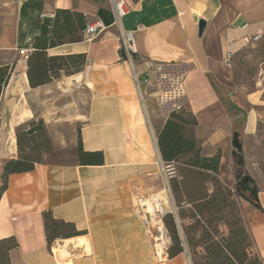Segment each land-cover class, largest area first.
<instances>
[{"label":"crops","instance_id":"crops-1","mask_svg":"<svg viewBox=\"0 0 264 264\" xmlns=\"http://www.w3.org/2000/svg\"><path fill=\"white\" fill-rule=\"evenodd\" d=\"M124 2L128 12L119 16L113 0H0V53L14 56L0 63L16 62L0 102V185L4 163L18 156L20 125L42 118L52 142L44 162L9 175L0 199V239L18 242L12 264H192L187 251L161 253L137 209L143 197L169 194L158 132L170 114H152L137 87L141 75L151 81L159 63L186 68V108L197 117L203 153L221 148L233 154L237 132L244 171L257 181L250 163L258 159L259 117L237 129L211 78L221 83L227 52L264 32V0ZM57 9L84 14L87 23L101 20L106 28L49 48V55L85 53L88 62L81 72L32 88L20 50L29 53L37 36L51 35ZM200 20L207 22L201 36ZM127 32L134 34L136 52L126 48ZM80 140L83 151L103 152L104 162H83ZM261 142L264 148V130ZM258 185L262 209L245 199L242 209L253 249L264 261V187ZM46 213L83 233L49 242Z\"/></svg>","mask_w":264,"mask_h":264},{"label":"trees","instance_id":"trees-1","mask_svg":"<svg viewBox=\"0 0 264 264\" xmlns=\"http://www.w3.org/2000/svg\"><path fill=\"white\" fill-rule=\"evenodd\" d=\"M86 26L87 19L84 14L69 9L56 10L51 35L37 36L33 50L26 57L27 76L32 88L48 84L63 76H71L84 69L88 62L87 54L49 55L48 49L82 41L81 32L86 29ZM15 63V61L0 63V102L3 90L14 72ZM197 125V117L192 112H171L164 127L158 132L159 149L166 163H173L182 156L188 155L189 160L185 163L191 169L188 170L189 172H206L207 176H211L219 171L221 150L212 156L202 154V147L195 132ZM16 139L18 156L4 163L0 199L8 187L10 174L32 171L37 164L44 162L45 153L52 149V142L42 118H34L20 125L16 131ZM233 146L236 162L243 168L245 158L237 132L233 135ZM80 155L83 162H104L103 152L83 151L81 140ZM178 184L177 182L173 190L179 207L180 223L185 230L186 243L192 252L194 264H264L262 257L253 249V238L244 216L238 211L237 201L230 189L223 188L215 182L212 184V189L201 188V194L198 197L191 189L187 192L189 193V200H187L185 194H180L182 190ZM235 190L238 198L245 199L262 209L259 200L260 188L251 174L241 170L237 174ZM188 204L189 208L185 209L184 205ZM187 217L194 219L195 222L185 226L183 219ZM202 219L205 220V224L202 223ZM223 219L227 229L226 233L219 229V225H215L217 221ZM45 220L49 242L58 237L69 238L83 233L77 230L75 224L56 220L49 213L45 214ZM163 220L164 227L169 229L173 242L168 250L169 257L185 252L177 217L173 212H168ZM199 229H201L200 234ZM17 245L15 237L0 239V264H12L10 251ZM198 247H202L205 252H199Z\"/></svg>","mask_w":264,"mask_h":264},{"label":"rangeland","instance_id":"rangeland-1","mask_svg":"<svg viewBox=\"0 0 264 264\" xmlns=\"http://www.w3.org/2000/svg\"><path fill=\"white\" fill-rule=\"evenodd\" d=\"M255 36V35H254ZM254 36L249 38L245 45L240 47L233 56L232 62L228 65V73L220 83L213 77L216 91L221 98L223 105L231 115L233 122L237 129H242L244 126H248L251 118L254 120L256 117H259V123L257 129L255 130V135L257 136L258 143L256 146V150L258 152V159L253 157V161L250 163V169L252 170L253 175L257 178V181L260 185L264 187V148L261 142V137L264 130V32L261 33V37L259 39H255ZM14 56L10 53H0V62L3 61L4 58L12 59ZM158 63H155L157 65ZM162 65H167L165 63H159ZM173 72L178 73L180 68L170 67ZM183 69H186L182 67ZM168 70V67L164 68ZM140 77V81L137 83V87L139 92L142 94L144 92L145 99L148 100L149 109L153 114L154 111L159 110V104L157 101L156 95H153V91L155 88L150 87V82L145 80V78ZM154 76V75H153ZM152 94V95H151ZM143 101V100H142ZM144 102V101H143ZM187 103V102H186ZM82 109L85 111V104ZM179 112H191L188 108H186V104ZM196 132V129H195ZM199 142V141H198ZM201 145V143L199 142ZM221 150V148L219 149ZM218 152V151H217ZM202 154L205 155V153ZM245 155V153H244ZM188 155L182 156L178 161L173 163H163L165 170L169 173V194L168 197L165 193H161L164 202V210L162 214V220L164 216L168 212H173L179 221V233L184 241V246L189 254L192 264V252L186 243L185 230L181 226V220L179 218V207L175 198V192L173 188L177 182L180 186L182 192L180 194L184 195L187 200H189V196L187 192L191 189L197 197L200 196L201 188L212 189V184L216 182V184L221 185L223 188H228L233 192L234 198L237 201V208L239 213L243 216L242 202L243 199L238 198L236 194V181L237 174L242 170H245L244 167H240L236 162L233 154L227 150L226 153L223 154L221 150V163L219 167V171L216 174H211V176H207L206 172L201 173H191L188 170H191L188 165L185 163L189 160ZM193 169V168H192ZM195 170V169H193ZM214 178V179H213ZM212 179V181H211ZM186 183V186H185ZM188 205H184V208H189ZM198 218H200L198 216ZM164 221V220H163ZM195 220L192 218L183 219V224L185 226H189L194 223ZM158 222H154L153 225H156ZM202 223L205 224V220L202 219ZM219 225V229L226 233L227 229L224 225V219L219 220L215 223V225ZM161 226H163L161 224ZM167 228V227H166ZM162 227V231L164 230L163 239L157 238L160 237V232L157 229L153 228V236L155 237V241L159 242L158 249L162 253L164 245L162 247V243L164 242L166 245V249L173 245L169 229ZM199 234L201 229L198 230ZM197 250L201 253H204V249L202 247H198ZM160 253V254H161Z\"/></svg>","mask_w":264,"mask_h":264},{"label":"built area","instance_id":"built-area-1","mask_svg":"<svg viewBox=\"0 0 264 264\" xmlns=\"http://www.w3.org/2000/svg\"><path fill=\"white\" fill-rule=\"evenodd\" d=\"M113 3L115 5L116 12L119 16H123L128 12V6L124 2V0L117 2L116 0H113ZM106 26L101 20H96L94 22H88L85 33L89 37L97 36L100 33H102L105 30ZM261 37V34H256L254 36L255 39H259ZM126 48L130 52H136V46H135V39L134 34L132 32L126 33ZM20 54L27 57L28 52L25 50H20ZM234 56V52H227L225 57V63L227 65H230L232 62ZM157 66L156 67V73L154 74V77L150 81V87L155 88L153 93L157 97V101L159 104V109L162 111H166L169 114L171 112H179L183 107L185 106L187 102V93L185 91L184 82L187 77V71L185 69L180 68L181 70H178V73L173 72L172 68L170 67H176L175 64H167ZM168 67V70H165L164 68ZM172 69V70H170ZM159 194H151L146 197H143L139 199V203L137 206V209L139 213L143 216V219L149 229L153 232V228L157 229L160 232V236L164 232L162 231L161 226L159 223L156 225H152V214L148 211H146L147 208V201H152L153 204H156L157 201L163 202L161 198H158ZM162 214L163 211L157 210V214L154 216L158 221L161 222L164 228V223L162 220ZM164 234V233H163ZM166 249V245H164V248Z\"/></svg>","mask_w":264,"mask_h":264},{"label":"bare ground","instance_id":"bare-ground-1","mask_svg":"<svg viewBox=\"0 0 264 264\" xmlns=\"http://www.w3.org/2000/svg\"><path fill=\"white\" fill-rule=\"evenodd\" d=\"M161 197H162V195L159 194L158 198H161ZM162 200H163V198H162ZM147 204L148 205H147L146 211L150 212L153 215L151 224L153 225V223L157 221L160 224V226H161V222L158 221L156 219V217H154V216L157 214V210H160V211L164 210V205H165L164 202L157 201L156 204H153L152 201H147ZM162 227L163 226H161V229H162ZM163 236H164V234L162 233V235L160 237H158V239L161 238V240H162ZM163 245H165L164 242L162 243V247H163Z\"/></svg>","mask_w":264,"mask_h":264},{"label":"water","instance_id":"water-1","mask_svg":"<svg viewBox=\"0 0 264 264\" xmlns=\"http://www.w3.org/2000/svg\"><path fill=\"white\" fill-rule=\"evenodd\" d=\"M207 22L205 20H200L199 22V35L201 36L206 28Z\"/></svg>","mask_w":264,"mask_h":264}]
</instances>
